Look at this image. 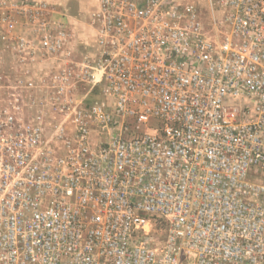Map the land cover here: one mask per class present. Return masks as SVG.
I'll return each mask as SVG.
<instances>
[{"label":"built area","instance_id":"2783aa9c","mask_svg":"<svg viewBox=\"0 0 264 264\" xmlns=\"http://www.w3.org/2000/svg\"><path fill=\"white\" fill-rule=\"evenodd\" d=\"M52 7L0 0V264H264V0H96L78 63Z\"/></svg>","mask_w":264,"mask_h":264},{"label":"rangeland","instance_id":"374dc122","mask_svg":"<svg viewBox=\"0 0 264 264\" xmlns=\"http://www.w3.org/2000/svg\"><path fill=\"white\" fill-rule=\"evenodd\" d=\"M64 0H55V2L53 1H49V0H43V1H39V2H44L49 4L50 6H53L50 9H54L55 13L54 16L55 17H66L67 19H69L72 22V31H73V39L71 40V46H70V51H71V58L75 61V63H78L81 61L82 59V54L84 53L85 50L82 46V44H85L86 42H88L89 44H93L92 41V31L90 30V20H89V16H90V9H91V4L87 7V9L84 11V13H80L79 9L76 8V12L74 13H70L69 10L67 8H65L62 3ZM91 3L93 2V0H90ZM199 3V7L201 10H205L206 9V0H196ZM38 2V1H36ZM77 3V2H76ZM84 29V30H83ZM88 50L89 45L87 46ZM41 87V85H40ZM42 89H45V87H41ZM77 94H85L87 93V90H84L82 87H77L76 91ZM92 95H97V92H94ZM91 95H89V98Z\"/></svg>","mask_w":264,"mask_h":264},{"label":"crops","instance_id":"0c3cea01","mask_svg":"<svg viewBox=\"0 0 264 264\" xmlns=\"http://www.w3.org/2000/svg\"><path fill=\"white\" fill-rule=\"evenodd\" d=\"M30 1H43V0H30ZM49 1H53L55 2V0H49ZM77 2V3H76ZM91 4V9L90 12L92 10H94L96 8V0H93V2L91 3L90 0H64L62 5L67 8L69 10L70 13H74L76 12V8L79 9L80 13H84V11L87 9V7ZM65 20L70 24L71 27H73L72 22L67 19L65 17ZM84 30V29H83ZM89 45V48L93 45L89 44L88 42H86L85 44H82L81 47H83L84 49L82 50H86L88 49L87 46ZM40 72V71H39Z\"/></svg>","mask_w":264,"mask_h":264}]
</instances>
